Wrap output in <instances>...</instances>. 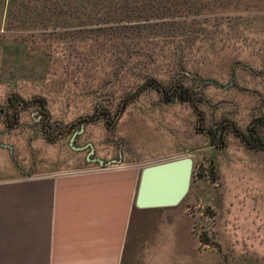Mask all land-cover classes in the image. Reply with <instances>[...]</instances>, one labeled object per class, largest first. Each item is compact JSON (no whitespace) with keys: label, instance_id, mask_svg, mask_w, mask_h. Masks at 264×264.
Listing matches in <instances>:
<instances>
[{"label":"rangeland","instance_id":"1","mask_svg":"<svg viewBox=\"0 0 264 264\" xmlns=\"http://www.w3.org/2000/svg\"><path fill=\"white\" fill-rule=\"evenodd\" d=\"M262 118L264 0H0V178L194 160L145 264H264Z\"/></svg>","mask_w":264,"mask_h":264},{"label":"crops","instance_id":"2","mask_svg":"<svg viewBox=\"0 0 264 264\" xmlns=\"http://www.w3.org/2000/svg\"><path fill=\"white\" fill-rule=\"evenodd\" d=\"M141 172L126 164L0 178V264H145L182 215L136 207Z\"/></svg>","mask_w":264,"mask_h":264},{"label":"water","instance_id":"3","mask_svg":"<svg viewBox=\"0 0 264 264\" xmlns=\"http://www.w3.org/2000/svg\"><path fill=\"white\" fill-rule=\"evenodd\" d=\"M73 142L74 138L71 144ZM121 162L113 161L107 165ZM99 163L103 167L106 165L102 160ZM193 170L194 160L190 156L142 165L136 207L158 209L179 206L190 192Z\"/></svg>","mask_w":264,"mask_h":264},{"label":"trees","instance_id":"4","mask_svg":"<svg viewBox=\"0 0 264 264\" xmlns=\"http://www.w3.org/2000/svg\"><path fill=\"white\" fill-rule=\"evenodd\" d=\"M181 62H179L180 64ZM183 64V63H182ZM183 66H185L183 64ZM184 68V67H183ZM179 69H182V67H179ZM184 75H187L188 73L185 72L184 69H182ZM157 84V80L154 78H148L146 82H144L140 87H139V94L144 92L146 89L150 87H155ZM171 92L173 93V96L178 97L182 102H192L195 103V95L193 94V90L190 88H187L184 86V83L181 81H176L173 83L171 86ZM260 126V131H257V137L255 140L258 142V149L264 151V118L261 119V123L259 124ZM248 138L246 137V142Z\"/></svg>","mask_w":264,"mask_h":264},{"label":"flooded vegetation","instance_id":"5","mask_svg":"<svg viewBox=\"0 0 264 264\" xmlns=\"http://www.w3.org/2000/svg\"><path fill=\"white\" fill-rule=\"evenodd\" d=\"M20 105L24 106L23 102L20 101ZM34 106H38L37 107V110L35 112H33V117L35 114H39L41 113L40 117H43V115L45 114V109H44V103L43 102H39L37 100H33L31 101L30 103L26 104L25 107L27 108H31V107H34ZM9 107L13 109L14 111V114H15V118L17 119V121L20 120V111L18 108L14 107L13 105V101L10 100L9 101ZM3 112L5 113L6 115V118L9 116V109L8 108H4L3 109ZM48 128V127H47ZM85 130V127L84 125L81 126V130L79 132H75L73 133V136H72V139L74 138V141H76V139L78 138L79 136V133H83ZM67 134V133H66ZM71 139V140H72ZM83 148V149H82ZM74 149V148H73ZM77 151H85L86 149H89V152L87 153L86 157H85V161L87 163H99V160H102L101 158H99L96 154V150H95V147L92 143H87L86 145L82 146V147H76L75 148ZM103 161V160H102ZM104 162V161H103ZM100 164V163H99ZM107 164V163H106Z\"/></svg>","mask_w":264,"mask_h":264}]
</instances>
